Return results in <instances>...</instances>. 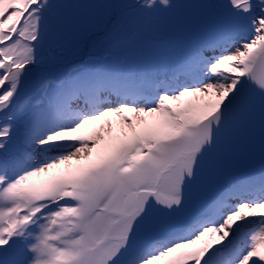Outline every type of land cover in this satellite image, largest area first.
<instances>
[{"label": "snow or ice", "instance_id": "snow-or-ice-1", "mask_svg": "<svg viewBox=\"0 0 264 264\" xmlns=\"http://www.w3.org/2000/svg\"><path fill=\"white\" fill-rule=\"evenodd\" d=\"M0 264H264V0H0Z\"/></svg>", "mask_w": 264, "mask_h": 264}]
</instances>
